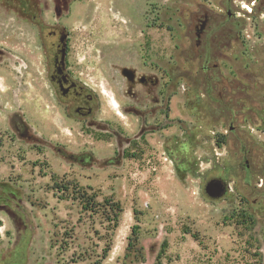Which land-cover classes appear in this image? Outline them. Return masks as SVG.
I'll return each mask as SVG.
<instances>
[{"label":"rangeland","instance_id":"374dc122","mask_svg":"<svg viewBox=\"0 0 264 264\" xmlns=\"http://www.w3.org/2000/svg\"><path fill=\"white\" fill-rule=\"evenodd\" d=\"M260 3L0 0V264H264ZM53 29L92 99L53 82Z\"/></svg>","mask_w":264,"mask_h":264},{"label":"flooded vegetation","instance_id":"af4514ba","mask_svg":"<svg viewBox=\"0 0 264 264\" xmlns=\"http://www.w3.org/2000/svg\"><path fill=\"white\" fill-rule=\"evenodd\" d=\"M260 5L264 7V0H261ZM204 18L206 20L203 21V23L201 24V27L198 28L197 30V36L199 38L201 34L205 32V29L207 27L208 19H207L206 14L204 15ZM66 37L67 35L64 34L62 31L53 29L49 32V38L51 39V50L53 52L52 60L54 63V72L52 75V80L55 84L58 85L60 91L62 92L64 96H71L75 94L76 96H79V97L86 96L87 99L90 100L92 99V96L86 93L85 87L81 85L65 67L64 57H65L67 45H68ZM133 78L134 77L132 76V79ZM143 81L144 80H142V82ZM216 81H218V79L213 74V77L210 78V82H212L211 84L212 87L216 86ZM220 93H221V96H223L222 95L223 90H221ZM77 112L82 116H87L91 113V109L87 107H79L77 109ZM233 129L234 128L231 127V130ZM248 155H249L248 152H245L244 150L242 151L243 162L240 163V167L243 171H246V172H250L251 170V165L248 159ZM216 178H223V177L221 176L214 177V179ZM226 182H227V187H228L229 182L227 179H226Z\"/></svg>","mask_w":264,"mask_h":264},{"label":"trees","instance_id":"16d2710c","mask_svg":"<svg viewBox=\"0 0 264 264\" xmlns=\"http://www.w3.org/2000/svg\"><path fill=\"white\" fill-rule=\"evenodd\" d=\"M80 201L83 206V210L85 211H94L96 207L100 206L97 202H95V199H91V197H88L86 195L80 196ZM105 202L109 205V208L104 209V214L107 217L108 222H117L119 219V214L122 212L121 205L118 202H113L111 199H106ZM98 209V208H97ZM139 226L135 225L132 230V234L129 238L130 246H137L139 242ZM140 250L142 251L143 248L141 247ZM110 251L109 246L104 251V257L107 256V253ZM98 264V263H97Z\"/></svg>","mask_w":264,"mask_h":264},{"label":"water","instance_id":"95a60500","mask_svg":"<svg viewBox=\"0 0 264 264\" xmlns=\"http://www.w3.org/2000/svg\"><path fill=\"white\" fill-rule=\"evenodd\" d=\"M206 194L209 198L220 199L227 193V185L224 179H211L205 186Z\"/></svg>","mask_w":264,"mask_h":264},{"label":"built area","instance_id":"2783aa9c","mask_svg":"<svg viewBox=\"0 0 264 264\" xmlns=\"http://www.w3.org/2000/svg\"><path fill=\"white\" fill-rule=\"evenodd\" d=\"M246 8L249 10L248 6H246Z\"/></svg>","mask_w":264,"mask_h":264}]
</instances>
